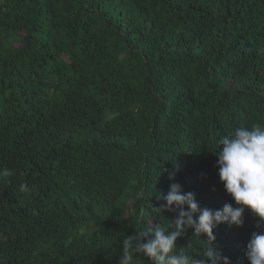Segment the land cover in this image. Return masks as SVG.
<instances>
[{
    "label": "trees",
    "instance_id": "1",
    "mask_svg": "<svg viewBox=\"0 0 264 264\" xmlns=\"http://www.w3.org/2000/svg\"><path fill=\"white\" fill-rule=\"evenodd\" d=\"M256 123L264 0H0V264H119L124 238L174 225L154 210L172 183L236 206L216 153ZM243 219L213 229L230 264L262 230ZM176 245L210 247L191 228Z\"/></svg>",
    "mask_w": 264,
    "mask_h": 264
},
{
    "label": "clouds",
    "instance_id": "2",
    "mask_svg": "<svg viewBox=\"0 0 264 264\" xmlns=\"http://www.w3.org/2000/svg\"><path fill=\"white\" fill-rule=\"evenodd\" d=\"M219 143L221 147L216 153L219 180L236 206L225 204L218 210L201 207L194 193H185L181 185L172 183L167 194L162 196L164 203L154 210H178L174 225L169 228L155 224L124 238L119 264H132L134 253L146 257L151 264H207L208 261L230 264L229 258L222 256L212 245L215 240L213 229L221 223L241 227L246 209L258 218L256 226L262 230L251 234L245 256L249 264H264V125L256 123L251 127H240ZM0 175L11 176L12 171L4 169ZM19 190L27 192L28 185L21 184ZM160 198L158 195L157 199ZM189 228L193 235L207 237L210 247L203 258L190 256L185 247L177 251L178 237Z\"/></svg>",
    "mask_w": 264,
    "mask_h": 264
}]
</instances>
